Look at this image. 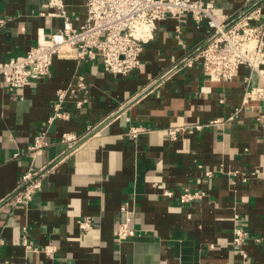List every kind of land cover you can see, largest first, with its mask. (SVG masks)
Instances as JSON below:
<instances>
[{"label":"crops","instance_id":"0c3cea01","mask_svg":"<svg viewBox=\"0 0 264 264\" xmlns=\"http://www.w3.org/2000/svg\"><path fill=\"white\" fill-rule=\"evenodd\" d=\"M47 3L0 0V63L63 27ZM256 4L263 23L264 0H217L216 13L229 24ZM64 10L75 28L85 23V0H64ZM209 40L205 24L168 18L128 76L56 57L49 77L23 89L0 82V264H264V102L251 95L244 104L259 77L241 66L233 80L210 82L192 57ZM79 75L89 102L77 108L78 92L64 103L69 118L49 123L57 91ZM139 126L148 131L130 137ZM41 132L48 145L32 155ZM28 173L39 190L13 206ZM187 189L201 197L181 203ZM126 220L136 235L119 241ZM236 230L247 234L240 246Z\"/></svg>","mask_w":264,"mask_h":264},{"label":"built area","instance_id":"2783aa9c","mask_svg":"<svg viewBox=\"0 0 264 264\" xmlns=\"http://www.w3.org/2000/svg\"><path fill=\"white\" fill-rule=\"evenodd\" d=\"M87 18L80 28H75L64 10V0H48L46 7L56 9L49 13L52 17L63 19V27L50 35L40 32L37 44L26 54L16 56L0 63V82L11 90H20L32 82L43 80L51 75L53 61L61 57L76 62L92 61L100 63L107 72L128 76L140 65V56L146 44L155 38L157 23L168 18L181 21L190 17L197 27L205 24L210 30V43L199 54L203 69L212 83L228 82L234 79L241 66H247L257 73L259 83L252 87L247 84L244 104L249 96H256L264 102V22L255 23L260 14L252 11L235 26L228 28L226 19L216 13L217 0H85ZM176 37L181 42V28L176 27ZM78 92L83 99L76 101L82 108L88 102L89 86L84 76L79 75L74 85L57 91L53 103V113L49 123L57 119H67L64 103L74 98ZM231 117L228 121H232ZM264 129V115L258 118ZM215 124H222L217 121ZM190 132L202 126L187 127ZM181 129H170V138L176 139ZM148 129L143 126L131 127L128 135L134 139ZM46 133H39L29 152L34 155L48 145ZM63 141L78 140L75 135L63 134ZM208 175H212L208 172ZM35 173H28L22 179L21 190L11 201V205L28 204L39 190V183L33 182ZM29 181L30 184H27ZM201 197L188 189L180 196L181 203H188ZM81 229L91 227L89 219L79 223ZM234 243L240 246L247 235L236 230ZM136 235L126 220L119 224L117 238L123 241ZM24 244L28 249L26 236ZM4 240L0 237V247ZM36 252L38 249H33ZM47 254L51 249H43Z\"/></svg>","mask_w":264,"mask_h":264},{"label":"water","instance_id":"95a60500","mask_svg":"<svg viewBox=\"0 0 264 264\" xmlns=\"http://www.w3.org/2000/svg\"><path fill=\"white\" fill-rule=\"evenodd\" d=\"M260 4H256L254 7H252L249 11H247L246 13H244L242 16L238 17L237 19H235L234 21H232L231 23L228 24V28L230 27H233L235 26L237 23H239L242 19H244L246 16H248L252 11H254L256 8L259 7ZM211 41H207L205 44H203V46L199 47V49L194 53V56L192 57H195L197 55H199L210 43ZM24 189V186L21 187V189L16 193L18 194L21 190ZM13 195L14 197L16 196Z\"/></svg>","mask_w":264,"mask_h":264}]
</instances>
